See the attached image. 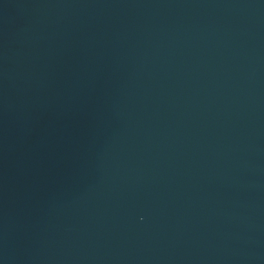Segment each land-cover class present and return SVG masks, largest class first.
I'll return each instance as SVG.
<instances>
[{"label": "water", "instance_id": "obj_1", "mask_svg": "<svg viewBox=\"0 0 264 264\" xmlns=\"http://www.w3.org/2000/svg\"><path fill=\"white\" fill-rule=\"evenodd\" d=\"M0 264H264V0H0Z\"/></svg>", "mask_w": 264, "mask_h": 264}]
</instances>
